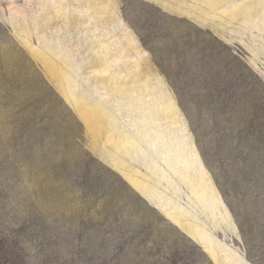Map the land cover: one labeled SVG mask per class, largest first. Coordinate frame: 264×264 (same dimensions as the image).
<instances>
[{"label": "rangeland", "instance_id": "1", "mask_svg": "<svg viewBox=\"0 0 264 264\" xmlns=\"http://www.w3.org/2000/svg\"><path fill=\"white\" fill-rule=\"evenodd\" d=\"M0 264H264V0H0Z\"/></svg>", "mask_w": 264, "mask_h": 264}, {"label": "crops", "instance_id": "2", "mask_svg": "<svg viewBox=\"0 0 264 264\" xmlns=\"http://www.w3.org/2000/svg\"><path fill=\"white\" fill-rule=\"evenodd\" d=\"M102 158H104L105 156L104 155H101Z\"/></svg>", "mask_w": 264, "mask_h": 264}]
</instances>
